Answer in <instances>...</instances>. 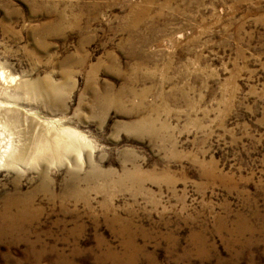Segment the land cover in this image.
<instances>
[{
	"label": "rangeland",
	"instance_id": "374dc122",
	"mask_svg": "<svg viewBox=\"0 0 264 264\" xmlns=\"http://www.w3.org/2000/svg\"><path fill=\"white\" fill-rule=\"evenodd\" d=\"M0 74V264H264V0H0Z\"/></svg>",
	"mask_w": 264,
	"mask_h": 264
},
{
	"label": "bare ground",
	"instance_id": "6f19581e",
	"mask_svg": "<svg viewBox=\"0 0 264 264\" xmlns=\"http://www.w3.org/2000/svg\"><path fill=\"white\" fill-rule=\"evenodd\" d=\"M3 75H4V73H2ZM1 75V74H0ZM3 75H1V76H3ZM2 78H4V77H2ZM1 78V79H2ZM3 80V79H2ZM4 81V80H3ZM13 81V80H12ZM6 84V83H5ZM5 94H7V93H5ZM2 103V102H1ZM0 105H2V104H0ZM10 108V107H9ZM8 108V109H9ZM8 109H5L4 111H3V113L4 114H8V113H11V112H13L15 109H12L13 111H10V110H8ZM14 114H16V112H14ZM17 115V114H16ZM8 138V137H7ZM5 140V139H4ZM56 142L54 143V144H51L52 146H48L47 145V143L46 144H41V145H38L37 146V150H38V152H41V151H47V150H51L50 148H54V150L56 151V152H58L59 150L58 149H60L61 147H63V146H68V144L66 143V141L64 140V139H62V138H56ZM65 141V142H64ZM42 142V141H41ZM49 144V143H48ZM1 147V146H0ZM55 152V153H56ZM3 155V154H2ZM3 159V158H2ZM4 160V159H3ZM1 161V160H0ZM4 163H5V161H4ZM4 163H2V164H4ZM11 205H9L8 204V206L6 207V208H9ZM5 207V206H4ZM5 208V209H6ZM5 209H4V211L3 212H7V211H5ZM17 214V213H16Z\"/></svg>",
	"mask_w": 264,
	"mask_h": 264
}]
</instances>
